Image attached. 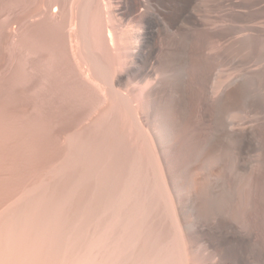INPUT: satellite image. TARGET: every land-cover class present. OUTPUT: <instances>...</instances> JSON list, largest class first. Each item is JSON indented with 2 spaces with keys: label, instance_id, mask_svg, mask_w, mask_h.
<instances>
[{
  "label": "bare ground",
  "instance_id": "1",
  "mask_svg": "<svg viewBox=\"0 0 264 264\" xmlns=\"http://www.w3.org/2000/svg\"><path fill=\"white\" fill-rule=\"evenodd\" d=\"M30 18L12 74L45 53L76 119L34 166L0 153V264H264V0H39Z\"/></svg>",
  "mask_w": 264,
  "mask_h": 264
},
{
  "label": "rangeland",
  "instance_id": "2",
  "mask_svg": "<svg viewBox=\"0 0 264 264\" xmlns=\"http://www.w3.org/2000/svg\"><path fill=\"white\" fill-rule=\"evenodd\" d=\"M3 4L4 0H0V153L4 155L3 150L6 152L9 146L10 148L16 146L14 161L19 163V166L22 164L21 166L25 168L36 165L42 154L49 152L47 150L50 143L49 137H58L66 129H70L76 119V114H74L75 109H71V105L68 103H64L65 106H63V101H61L62 106L58 104V107L61 106V108L53 109L58 100L54 96V90L50 87L54 80L45 73L46 63L50 60L45 53L42 52L43 55L40 54L38 58H35L30 52L26 54L25 59L31 61L28 63H35V72L33 71V65L28 64L27 66L26 63L27 74H25V77H21L22 75L19 74L13 76L12 74L13 68H16V63L21 62L22 57V49L18 48L16 44L20 34L28 27V21L32 20L30 17L37 8L39 0H34L29 6L24 1L21 2L22 9L17 8L20 2L12 0L8 7L9 23L2 28ZM262 44L264 42L261 38L248 43L249 53H253L250 54L253 57L250 60L251 63H264V45ZM30 51L37 52L33 49H30ZM107 58L111 60V63H115L111 49L107 51ZM114 68H116V65H112V69ZM30 72H33V74H30ZM115 74H117V71ZM123 89L124 87H122ZM40 108L42 109L43 121L46 126L49 125L45 139L49 140L46 149H44L43 143L41 144V130L36 128L40 116L36 111ZM52 109L55 110L54 115H51L53 117L49 114V111H53ZM84 111L86 109L80 113ZM50 124H53V129H51ZM16 139L18 140L16 141ZM3 162L0 165V174L5 171ZM3 181L5 180H0V192L4 191Z\"/></svg>",
  "mask_w": 264,
  "mask_h": 264
}]
</instances>
